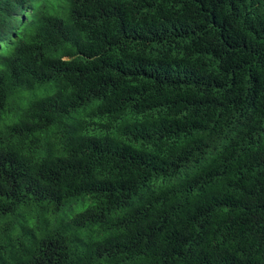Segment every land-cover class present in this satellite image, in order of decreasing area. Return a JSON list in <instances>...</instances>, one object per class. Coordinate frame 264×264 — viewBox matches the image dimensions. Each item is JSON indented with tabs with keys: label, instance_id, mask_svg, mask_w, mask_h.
Masks as SVG:
<instances>
[{
	"label": "trees",
	"instance_id": "1",
	"mask_svg": "<svg viewBox=\"0 0 264 264\" xmlns=\"http://www.w3.org/2000/svg\"><path fill=\"white\" fill-rule=\"evenodd\" d=\"M0 264H264V0H0Z\"/></svg>",
	"mask_w": 264,
	"mask_h": 264
},
{
	"label": "rangeland",
	"instance_id": "2",
	"mask_svg": "<svg viewBox=\"0 0 264 264\" xmlns=\"http://www.w3.org/2000/svg\"><path fill=\"white\" fill-rule=\"evenodd\" d=\"M45 88H50V85H46Z\"/></svg>",
	"mask_w": 264,
	"mask_h": 264
},
{
	"label": "clouds",
	"instance_id": "3",
	"mask_svg": "<svg viewBox=\"0 0 264 264\" xmlns=\"http://www.w3.org/2000/svg\"><path fill=\"white\" fill-rule=\"evenodd\" d=\"M26 13V12H25ZM25 17V14H23V16H22V18H24Z\"/></svg>",
	"mask_w": 264,
	"mask_h": 264
}]
</instances>
